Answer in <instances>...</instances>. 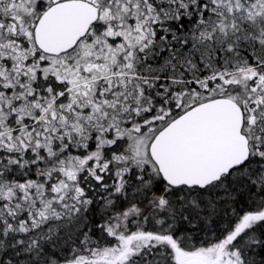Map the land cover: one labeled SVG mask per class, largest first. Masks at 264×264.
Wrapping results in <instances>:
<instances>
[{
  "label": "snow or ice",
  "instance_id": "6c2138e0",
  "mask_svg": "<svg viewBox=\"0 0 264 264\" xmlns=\"http://www.w3.org/2000/svg\"><path fill=\"white\" fill-rule=\"evenodd\" d=\"M0 264H264V0H0Z\"/></svg>",
  "mask_w": 264,
  "mask_h": 264
}]
</instances>
